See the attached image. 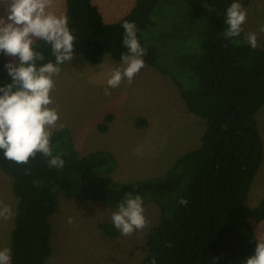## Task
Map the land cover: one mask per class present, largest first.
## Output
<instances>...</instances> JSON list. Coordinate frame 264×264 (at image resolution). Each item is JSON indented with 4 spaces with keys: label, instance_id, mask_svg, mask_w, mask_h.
Instances as JSON below:
<instances>
[{
    "label": "trees",
    "instance_id": "obj_1",
    "mask_svg": "<svg viewBox=\"0 0 264 264\" xmlns=\"http://www.w3.org/2000/svg\"><path fill=\"white\" fill-rule=\"evenodd\" d=\"M233 2L135 0L121 18L106 22L92 0H64L63 15L76 37L74 54L93 64L106 54L120 60L128 51L122 24L134 22L147 50L145 65L171 78L187 110L205 128L199 146L184 152L161 176L136 181L111 176L116 157L108 150L79 154L66 127L53 130L51 137L53 154L63 153V168L49 166L40 153L27 165L17 164L0 150V169L11 178L17 198L11 264H44L50 256V217L59 194L112 208L126 193L156 204L159 218L146 236L141 264L153 259L156 264H245L253 255L258 240L251 220H264V195L252 207L245 199L264 157L256 119L264 106V42L252 48L241 33L225 35L226 10ZM166 16L171 20L165 27L160 21ZM40 50L45 62L54 61L49 46L40 42ZM7 61L0 56V86L11 83L3 67ZM98 128L103 131L106 124ZM181 198L188 203L181 205ZM100 228L106 235L117 232L105 222Z\"/></svg>",
    "mask_w": 264,
    "mask_h": 264
},
{
    "label": "rangeland",
    "instance_id": "obj_2",
    "mask_svg": "<svg viewBox=\"0 0 264 264\" xmlns=\"http://www.w3.org/2000/svg\"><path fill=\"white\" fill-rule=\"evenodd\" d=\"M134 1L92 2L106 22H114ZM195 1L205 4V0ZM240 3L247 12L241 34L245 38L246 33L256 32L257 47H260L264 42V32H259L264 25V0H240ZM64 7V0H53L56 15L61 12L57 10ZM164 9L170 13L167 6ZM0 15H4L3 4H0ZM170 20L171 16H166L161 18L160 24L163 22L166 27ZM145 32H142L144 37ZM120 65V60L108 54L98 64L87 62L80 54H74L69 63L63 64L51 93L54 101L51 107L59 112L57 128L60 125L68 128L79 154L96 149L112 152L116 167L111 176L116 181L161 176L184 152L199 146L204 122L187 110L171 78L149 65H145L131 83L125 79L118 87L109 89L110 96H105L107 80ZM105 117H108L106 121ZM137 119L142 123L137 124ZM256 119L264 146V106L258 110ZM100 123L106 124L105 130L99 131ZM11 181L0 169V202L10 206L13 213L8 219L0 218V249L10 248L14 224L17 198ZM263 195L264 157L245 203L255 206ZM58 202V209L50 217L52 252L44 264H141L146 236L158 222L156 204H143L145 228L123 236L118 229L115 235H106L100 228L103 222L114 225L111 216L117 208L98 201L66 198L62 194L58 195ZM69 218L72 223H68ZM251 224L257 240L264 237V220L252 219Z\"/></svg>",
    "mask_w": 264,
    "mask_h": 264
},
{
    "label": "clouds",
    "instance_id": "obj_3",
    "mask_svg": "<svg viewBox=\"0 0 264 264\" xmlns=\"http://www.w3.org/2000/svg\"><path fill=\"white\" fill-rule=\"evenodd\" d=\"M0 4L4 5V15H0V56L12 58L3 65L11 83L0 86V150L6 159L17 164L27 165L30 158L40 153L48 158L49 166L63 168V153L54 155L51 142L59 121L57 108L51 107V93L61 66L74 57L76 37L69 29L66 15L49 11L53 0H0ZM226 17L225 35L239 36L247 12L238 0L227 8ZM122 28V45L128 51L121 54L120 67L107 80L105 96H110L109 89L118 87L123 80L131 83L145 67L143 57L147 50L139 43L136 24L124 21ZM259 32H264V25ZM245 41L256 48L257 33H246ZM40 42L50 47L54 61L45 62ZM179 203L186 205L188 201L181 198ZM144 212L142 197L126 193L111 220L123 236H129L146 227ZM12 214L10 206L0 202V218L8 219ZM68 223H72L71 218ZM0 264H11L10 248L0 249ZM150 264H156L155 259ZM245 264H264V237L256 241L254 253Z\"/></svg>",
    "mask_w": 264,
    "mask_h": 264
},
{
    "label": "crops",
    "instance_id": "obj_4",
    "mask_svg": "<svg viewBox=\"0 0 264 264\" xmlns=\"http://www.w3.org/2000/svg\"><path fill=\"white\" fill-rule=\"evenodd\" d=\"M92 1H93V0H92ZM133 1H134V0H133ZM53 8H54V7H53ZM64 8H65V7H64ZM54 9H55V8H54ZM54 9L50 8V11H52V12L56 11V10H54ZM53 10H54V11H53ZM64 10H65V9H63V8H62L61 10H57V11H61L60 13H58V16H59V15H63V14H64ZM98 10H99V9H98ZM99 11H100V10H99ZM100 13H101V11H100ZM101 14H102V13H101ZM123 15H124V14H123ZM102 16H103V15H102ZM104 18H105V17H104Z\"/></svg>",
    "mask_w": 264,
    "mask_h": 264
}]
</instances>
